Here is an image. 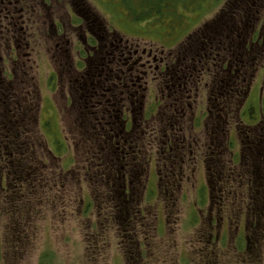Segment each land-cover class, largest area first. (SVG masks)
Returning <instances> with one entry per match:
<instances>
[{
    "label": "rangeland",
    "instance_id": "obj_1",
    "mask_svg": "<svg viewBox=\"0 0 264 264\" xmlns=\"http://www.w3.org/2000/svg\"><path fill=\"white\" fill-rule=\"evenodd\" d=\"M22 1V13L0 10V99L9 98L7 106L0 100V125L13 121L28 127L35 143L29 147L46 174L38 182L37 175L29 179L38 185L24 192L22 202L27 200L30 210L25 222L0 216V264H197L195 251L207 231L217 253L226 249L232 258L240 249L244 261L248 238L264 264V92L249 99L242 124V96L231 99L229 117L217 107L220 99L218 104L212 94L206 99L205 86V95L190 99L186 110L172 105L179 93L159 80L176 78L169 68L161 74V65H171L170 52L180 65L189 45L170 50L157 41L169 31L181 34L194 27L211 10L240 9L233 0ZM0 2L1 7L6 0ZM149 2L157 8L150 9ZM242 8L264 20V2L246 1ZM74 11L85 14L86 24L97 19L100 29L107 26L123 41L141 44L131 46L137 58L146 59L142 66L151 61L155 70H148V78L133 77L130 70L140 94L123 97L117 91L116 62L123 69L117 60L122 58L108 56L104 45H98L93 68L83 59L76 71L75 59L86 57V45H79L82 30L71 27ZM259 68L255 81L262 92L264 56ZM151 103L159 110L145 119L142 108ZM249 104L254 109L245 113ZM124 105L133 123L119 140ZM82 110L91 114L89 125ZM106 144L110 159L101 154ZM51 180L53 190H44ZM11 193L13 199L24 197L18 196L21 191Z\"/></svg>",
    "mask_w": 264,
    "mask_h": 264
},
{
    "label": "flooded vegetation",
    "instance_id": "obj_2",
    "mask_svg": "<svg viewBox=\"0 0 264 264\" xmlns=\"http://www.w3.org/2000/svg\"><path fill=\"white\" fill-rule=\"evenodd\" d=\"M246 1L250 0H233L235 3L233 6L240 9L230 11L224 9L218 11L211 10L207 14H202L194 27L188 28L187 30L184 29L185 31H181V34H178L176 30L169 31L171 34L167 35L165 40L162 36L161 41H157L159 45H170V50H173L171 48H174L175 45H189V47L186 48L185 57L181 59L182 63H180V60L177 61L180 65H174L175 60L172 59L171 52L168 58L172 62L171 65H161V63L164 64V57L160 62L162 67L161 74L164 75L168 68L177 71L176 78L174 79H159L160 82L162 81V84L166 86V90L171 93L174 92L176 95L179 93L180 100H175V103L172 105L180 106L182 109L187 110V107L191 104L190 99L195 96L201 98L205 95V90L202 88L206 86L209 89L207 90V92L209 91L208 95L205 96L206 99L207 97L211 98V94L215 97L217 104L220 99L221 103L217 105V107L221 106L220 110H223L227 116L229 112H231L229 108V103L232 101L231 99L236 95V99H238V96H242L238 109L240 122L244 124L242 115L243 108L247 106L249 99L256 96V92L259 91L260 94L264 92V90L261 92L260 89L257 88V80L255 81L258 74L255 75V72L257 69L258 72L260 71L261 68L259 67L261 66L262 57L264 56V37L262 36V32L264 31V20H259L256 16L253 18L248 10L242 8V5ZM259 1L264 2V0ZM74 14L75 15L71 17V27L75 31L82 30V34L79 36L81 42L79 45H86L84 47L85 52L83 53L86 57L81 56L75 59L77 66H75V64L74 66L76 67V71L79 73L81 72L80 64H82L81 60L83 59L86 67L93 68L95 61L94 54L98 52V45H104L103 50L105 53L110 55L109 51L114 49V51H111L115 54L120 53L122 58L117 60L121 61V65L124 66L123 69L120 68V63L116 62V71L121 83L120 87L116 88L117 91L123 97L125 95L132 97L135 93L140 94L139 90H135V87H137L135 80L129 78L130 70L133 77L141 73V75L144 74L146 78L149 76L148 70L152 67L153 70H155L151 61L142 66L144 63L143 60L146 62V59L143 56L137 58L139 52L134 50V48H132L133 46H131L141 44L123 41L118 32L111 31L107 26L104 29H100L99 27H101L102 22L101 24L98 23L99 20L97 19H93L86 24L85 20L88 19L85 17V14L75 11ZM262 14L264 13L262 12ZM88 17L92 18L91 16ZM109 45H113L111 46L112 48H110ZM116 45H120V47ZM151 45L156 44L152 43ZM254 46L255 49L253 48ZM152 60L154 62L158 61L153 55ZM140 61L143 63H140ZM111 64L115 67L113 62ZM131 65L133 66L129 69ZM255 65L259 66L257 67ZM96 66L107 67L106 64L102 63H96ZM180 66L182 67L180 68ZM104 68H102V70ZM104 84H109V82L106 81ZM148 84L147 81L146 84L143 83L142 85V89L146 92L142 93L143 97L150 88ZM153 92L155 93L157 91L154 90ZM260 104L261 117L264 118V107L261 100ZM151 105L149 108L147 105L142 108V117L146 115V117H144L145 119L149 116V113H151V117L156 116L159 110L154 109L155 104L152 105L153 107H151ZM217 107L216 105L214 106V108ZM252 108H254V106L249 104L245 113H248ZM261 117L259 122L261 121ZM121 121L123 125L119 140L122 138L123 134H129L133 123V121L130 122L129 108L125 107V105L124 109L121 111ZM228 122L230 121H227V124L230 125ZM247 127H250V125ZM215 128L217 129L214 131V134H216L215 140L218 141L221 134L220 130L217 127ZM120 134H118L117 137H119ZM120 144L124 145V143L117 141V145ZM184 144L185 143H183L180 148L184 146ZM227 149L231 152L230 143ZM128 192L129 191H127V193Z\"/></svg>",
    "mask_w": 264,
    "mask_h": 264
},
{
    "label": "trees",
    "instance_id": "obj_3",
    "mask_svg": "<svg viewBox=\"0 0 264 264\" xmlns=\"http://www.w3.org/2000/svg\"><path fill=\"white\" fill-rule=\"evenodd\" d=\"M22 2H23L22 0H6V2L3 3V6L0 7V10H2L3 12L10 11L12 14H14V12L22 13L23 11H21L20 8ZM152 3L154 2H149V8L156 9L157 6H155ZM19 25L20 27H22V23H20ZM111 50H110V55L113 53ZM115 56H117V54H115ZM0 100L3 102L5 106L8 105L9 98L6 100V102L2 99ZM253 109L254 108H252V110H250L249 112H252ZM80 115H85L83 121H85L89 125L90 116H91L90 112L87 113L86 111L82 110L80 111ZM14 117L17 118L16 115ZM3 123H4L3 125L2 124L0 125V132H1L0 133V196H1L0 216H6L14 220H18L21 218V220L25 222L26 219L30 217L29 216L30 210L26 211L25 208L26 206H24V203L28 201L25 200L22 202V200L26 198L24 192L29 187H33V188L37 187L38 184L36 185L35 183H30V182L33 181L34 178H36V175L38 176L37 182L39 180H43L46 172L45 169H43L41 165L34 160L35 156L34 153H32L34 151V148L29 147L30 145H32V143H34L33 142L34 139L29 138L30 132H25V130L28 127L25 129L23 126H19L20 123L15 125L13 121L12 124L11 123L7 124V122L5 121ZM2 133L4 134V136ZM106 138L108 137L102 136L103 140H106ZM104 146H105L104 152H101V154H103L104 156L106 155L107 158L110 159L111 157L110 155L112 154V152L110 150L109 151L106 150L107 149L106 147H108L109 145L106 144ZM107 166H109V164H107ZM40 174H42L41 177ZM2 178H4L6 182L5 188L3 187L4 184L1 183ZM227 179L229 178L227 177ZM7 180H9V182ZM51 181L53 183L50 182L48 183V185L45 184L43 185L44 190L47 191L53 190L54 181L53 180ZM116 183L118 182L115 180V187H116ZM12 189H14V193L16 194L21 191V193L18 196L19 197L24 196V197L22 199H13L11 197ZM23 233L24 231L21 232V234ZM12 237L14 236L12 235ZM200 238H201V242L203 243L201 246H199V249L195 251L196 254L198 255L197 264H228L226 261L227 258L232 260L233 262L232 264H261L260 258H255L257 254H254L250 250L251 248L249 244L250 242L246 240L248 238L245 239V241L247 242L246 243L247 248L244 246L242 248V251H245L244 253L246 255V261L243 260L241 256L242 254H240V249L239 252H235V256H232V258L227 256V254L225 253L226 249L222 252L220 251L217 253V248L216 249L214 248L215 241H213L210 231H207L206 233H202ZM244 248H246L247 250ZM130 263L133 264V261Z\"/></svg>",
    "mask_w": 264,
    "mask_h": 264
}]
</instances>
